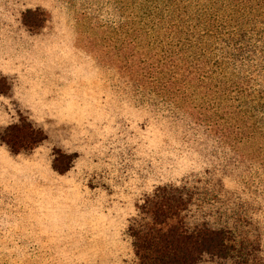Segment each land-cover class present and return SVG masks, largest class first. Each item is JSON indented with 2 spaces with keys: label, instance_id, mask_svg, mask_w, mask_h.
<instances>
[{
  "label": "trees",
  "instance_id": "obj_1",
  "mask_svg": "<svg viewBox=\"0 0 264 264\" xmlns=\"http://www.w3.org/2000/svg\"><path fill=\"white\" fill-rule=\"evenodd\" d=\"M106 2L115 21L97 26L93 48L167 106L145 119L171 149L163 163L211 146V160H197L205 167L158 184L137 206L126 228L132 264H264V0ZM43 7L21 12L26 29L44 27ZM45 139L27 121L0 132L13 155ZM67 164L58 153L52 166Z\"/></svg>",
  "mask_w": 264,
  "mask_h": 264
},
{
  "label": "rangeland",
  "instance_id": "obj_2",
  "mask_svg": "<svg viewBox=\"0 0 264 264\" xmlns=\"http://www.w3.org/2000/svg\"><path fill=\"white\" fill-rule=\"evenodd\" d=\"M36 5L46 21L30 31L20 15ZM113 21L106 0H0V132L27 121L46 138L18 155L0 142V264H132L137 206L211 160L208 144L193 161L163 163L171 149L145 119L167 106L93 48L97 26ZM58 153L70 159L64 173Z\"/></svg>",
  "mask_w": 264,
  "mask_h": 264
}]
</instances>
